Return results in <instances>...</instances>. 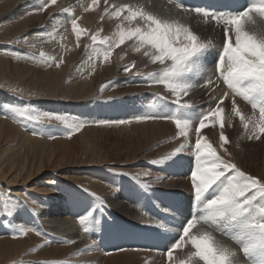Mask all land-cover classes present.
Instances as JSON below:
<instances>
[{
    "label": "bare ground",
    "instance_id": "bare-ground-1",
    "mask_svg": "<svg viewBox=\"0 0 264 264\" xmlns=\"http://www.w3.org/2000/svg\"><path fill=\"white\" fill-rule=\"evenodd\" d=\"M2 1L9 3L8 9L16 6L18 18L29 16L34 19L31 21L32 25L41 27L43 23L49 22L50 30L53 31L51 39L62 37L63 46H70L69 48L76 47V40L73 38L80 35V25L75 18L67 16L68 8H75L74 12L83 10L89 14L96 13V16L107 21L110 18L115 22L122 20V23L127 24L129 29L124 32L123 38L121 37L122 41L129 39L125 45L128 47L131 43V49L136 43V50L134 48L133 52L129 51L124 45L127 51L118 54L120 49L113 51L115 44L108 46L93 42V47L87 51L81 49L80 57L89 51L104 54L111 50L110 56L99 59L91 57L87 61L91 67H96L95 72L89 74V78L104 85L114 83L112 88L115 87L113 95L116 97V103L114 107L112 106L115 109L112 118L121 120L113 122L112 126L116 131H121L119 138H125V134H129L126 139L136 147L134 154L148 148L142 143L146 140L140 143L131 141L135 129L139 127L160 128L163 132L160 133V141L168 136L173 146L168 151L164 149L166 153L160 154L161 151L157 149L159 152L151 153L144 158L146 160L135 159L123 166L110 158L104 143L96 137L100 133L92 128L90 129L92 136L86 135L85 130L83 133L79 132L82 138L79 139L72 134L69 135L70 140L66 141L45 142L23 135L29 145L27 144L28 146L21 152L10 153L6 146L12 142L18 131L13 128L14 126L10 127L3 122L4 120L0 121V194L1 188L4 194L10 193L11 197L16 196H13L14 198L19 196L17 193H28V196L31 194L36 199L40 197L43 199L45 196L52 198L59 193L58 198L62 205L50 203L49 209L42 208L36 221L31 224L26 218H18L15 226L20 229L16 233L20 239L26 233L31 236V240L29 242L16 238L9 240V236L1 237L0 264L12 256L21 254L29 257L26 264H46L44 261L46 258L50 260V257L61 256L67 252L78 257L84 254L83 259H79L82 264H257L258 257L264 255V221L261 222V216H264V198L257 200L255 198L261 196L260 193L264 196V144H260V138L247 134L244 123L253 124L255 133L264 138V127L261 124L264 119L258 114L264 112V83L257 80V73L260 74L262 72L260 69L264 67V14H261V20L245 14L235 27L233 25L218 27L205 22L186 9L178 11L171 8L164 4L163 0H66V5L59 9L49 3L51 0ZM18 23L20 25L18 28L23 29L22 23L20 21ZM107 27L110 28L108 34L123 33L119 29ZM107 27L103 28L105 32ZM139 27L141 30L137 31ZM235 29L237 35H232ZM94 30L97 34L100 27ZM201 36L217 38L211 40ZM219 46L222 47L221 53L225 47L229 48L226 60L235 74H238L237 70H241V75H236L237 77L230 75L229 69L219 64L218 57L216 65L208 71L203 69L202 65L198 68L196 65L197 69L190 72L188 69L194 67L191 61L185 60V66L182 64L183 61H180L182 57L190 56L195 48H203L208 53L209 49L216 47L213 49L216 53ZM147 48L150 50L146 51ZM192 57L196 58L194 55ZM104 61H107L105 66L111 65L107 73L104 72L105 68H102ZM123 63L129 65L125 75L117 70ZM220 66L229 75L231 82L234 80L243 84L244 87L239 94L225 86L222 78H215L212 70ZM186 75L195 77L188 79ZM48 80V85L52 87V79ZM94 83L95 81L73 85L70 88L73 93L71 98H78L75 94L78 90L81 94H87ZM159 86L161 90H158ZM248 89L251 90L253 97L248 94ZM96 102L95 99H89V103L93 105L92 117L97 120L101 117L99 110L102 106ZM6 103V100L0 101L1 108L6 107ZM80 111L76 106L68 115V119L73 118L72 123L77 128H81L80 125L85 122L83 120H87L79 118ZM18 121L21 122L20 119ZM64 133L69 134L68 131ZM155 141L159 143L158 138ZM119 143L120 140L116 146L119 147ZM86 149V159L81 160V152ZM89 149L93 150L92 153ZM128 153L134 156L133 153ZM194 158L196 162L192 164ZM99 166H105L100 170L108 169L113 177L114 173L120 174L124 180L122 182L128 179L131 183L123 185L126 188L123 193L114 195V188L111 192L100 183L105 179L101 177L102 173L95 172ZM90 167L92 169H88ZM186 173H191V177H186ZM113 177L110 176V179L113 180ZM221 177L224 179L219 182V189L214 195L216 206L242 203L245 207L243 212L248 210L245 216L243 212L241 213V206L227 211L228 214L237 213L233 218L234 223L241 222V230L231 231V226L235 227L234 223L225 227L224 234L228 237L230 232L235 233L232 240L219 235L222 229L217 225L207 224L209 231L191 227L189 229L191 236L175 252L168 255L135 251L130 248L117 251L104 248L105 237H114L115 234L126 235L133 230L162 233L163 228L152 218L154 210L165 214V207L160 202L162 193L186 196H191L194 190L205 193L211 184ZM256 177L261 181H257ZM39 179L43 180L38 182L43 191L37 196V192L30 185ZM75 179H80L83 186ZM256 184L261 185L259 190L256 186L251 187ZM23 187H27V190H22ZM86 187L93 188L92 192L104 196L106 200L99 196L86 195L85 191H78ZM110 195L112 196L107 199ZM154 195L157 199L153 197ZM68 196L70 197L67 203H63V197ZM37 203L45 204L39 200ZM99 212L102 215L101 220L98 223L92 222L93 214ZM9 221L12 223L10 219ZM154 222L158 226H155ZM27 229L29 233L26 232ZM42 232L47 239L51 238L52 233V237L55 235L56 239L66 241L69 246L63 249L59 244L58 246L53 244L55 248L44 250L50 257H43L42 252L39 253L41 245H37L43 240L39 237H42ZM0 233L4 234L1 230ZM31 244L35 245V249L28 253L26 251L32 249ZM98 249L107 255L98 252ZM35 251L40 256L35 255Z\"/></svg>",
    "mask_w": 264,
    "mask_h": 264
},
{
    "label": "rangeland",
    "instance_id": "rangeland-1",
    "mask_svg": "<svg viewBox=\"0 0 264 264\" xmlns=\"http://www.w3.org/2000/svg\"><path fill=\"white\" fill-rule=\"evenodd\" d=\"M49 3H51L55 8L59 9L62 6L66 5V0H51V2ZM8 5H9L8 2H3L2 0H0V101L2 102V100H6L7 102L6 107L1 108L0 106V115H1L0 119H2L0 121L4 120L3 122L7 123L10 127L14 126L13 128L17 129L18 131V134L15 135L12 142H10L8 146H6V149L7 150L9 149L10 153L21 152L29 145L28 141L24 140L23 135L28 136L30 138H34V139L39 138L40 139L39 141H45V142L66 141V140H70L68 138H69V135H72V134H75L79 139L82 138V134H79V132L83 133L85 130H86V133H85L86 135L92 136L90 133V129L92 128L97 129L98 132L100 133V134L98 133L100 136L97 135L96 137L98 138L99 141L104 143L103 145L107 149V152L110 158L113 159V161H116L118 164H122L123 166H126L129 162L135 159L143 158V160H146L144 158L148 157L151 153L158 151L157 149L161 151V152L158 151L160 154L165 152L164 149H166V151L171 149L170 147L173 146V142L168 140V136L164 140L160 141L159 139L161 137L160 133H163L160 128L155 129L152 127H147V128L139 127L135 129L131 137V141L140 143L142 142V140H146V142H142V143H144V145L148 147L149 149L145 148L143 151H140V152L136 151V154H134L136 147L133 146L134 144L128 143L126 139L129 134H125L124 136L125 138H119V133L121 131H116V129L113 128L114 126H112L113 122H117L118 120H121L119 118H112L113 117L112 113H114L115 111L113 107L115 106V103H116V97L113 95V90L115 89V87H113L114 89L112 88V85L114 83L110 82L104 85L103 83H97L96 80L89 78V74L92 72H95L96 67H91L87 63V61H89L91 57H96L97 59H99V58H105L108 55L110 56L112 53L111 50H107V52H105L104 54H102L101 52L96 54L95 51H89L87 52L88 54L85 53L83 57H80L81 49L84 48V50L87 51L89 48L93 47V42L95 43L97 42L98 44L101 43L102 45H108V46L115 44L116 46L115 48L113 47V51H116L115 49L117 50L120 49L117 52L118 54H121L122 52L127 51L125 48L127 47L125 45V42H128L129 39L122 41L124 32H126L129 29L127 24L122 23V20L119 22H115L112 18H110V20L107 21V19H102L101 17L96 16V13L89 14L83 10L74 12L75 8H70V9L68 8L67 16L75 18L80 25L79 26L80 35L75 36L73 38L74 40H76V47L69 48L70 46H63L62 37L61 38L57 37L53 40L51 39L52 37L51 34L53 33V31L50 30L49 22L43 23V26L41 25V27H37L35 24L32 25L33 23H31V21L34 19L29 18V16L18 18L16 14V6H13L12 8L8 9ZM45 6H47V3L45 4ZM19 21L22 23L24 27L23 29L18 28V26H20L18 23ZM104 26L106 27L110 26L113 29L114 28L119 29L123 33L115 34V35H112V33L108 34V30L110 28L107 27L106 28L107 30L105 29L106 30L105 32L103 30ZM99 27H100V30H98ZM94 29L98 30L97 34L94 33L95 32ZM140 30H141V27L137 29V31H140ZM232 35H237L236 29L232 31ZM116 36H119L120 39ZM201 37L205 39H211V40L217 38L214 36H201ZM135 44L136 43H134L133 49L135 48L136 50L137 47L135 46ZM128 45H129L127 47L129 48L128 50L133 52V49L130 48L132 44L130 43ZM213 49H209V52L206 53V51L203 48L201 49L195 48L192 51V54L196 56V58L192 57L193 55H191V56H187L184 58L182 57L180 61L181 62L183 61L182 64L184 66L186 65L187 60L191 61V64L194 67H192L193 69L192 68L188 69L190 72L191 71L194 72V70H196L198 67H201V65L203 69H206L208 71L212 69L217 63L216 53H214L215 50ZM148 50H150V48L146 49V51ZM101 64L103 65V63ZM106 64H107V61H104V65L102 67V68H105L104 69L105 73H107L111 69V65L107 67L105 66ZM117 70H119L121 74L125 75V73L128 72L129 70V65L126 63H123L117 68ZM260 71L262 72H260V74L257 73V80L264 83V67L261 68ZM102 72L103 71H101V73ZM237 72H238V75H241V70L240 71L237 70ZM246 76H247V73H246ZM185 77H187L188 79H191V78H194L195 76L192 75V77H190L189 75L188 77V75H186ZM49 78L52 79L51 80L53 83L52 87L48 85ZM94 81L95 83L93 84L91 90L87 94H81L80 91L78 90L75 92L78 98H75V97H74L75 99L71 98L73 97V93L70 91L71 90L70 88L73 87V85L82 84V83H93ZM40 87H41V90H40ZM158 90H161V86H159ZM90 98L95 99L97 101L96 103L97 104L99 103L98 105L102 106V108L99 110L100 111L99 114L101 117L97 118V120L92 117L94 112L92 111L93 105L90 104L91 102L89 103ZM7 104H9L10 106ZM75 105L78 106L79 109L81 110L80 111L81 117L79 116V118L87 119V120H83L87 124L84 122V124L80 125L81 128H77L73 124L74 123L73 118L68 119L69 112L75 109L76 107ZM104 108L106 110L108 109L107 110L108 112ZM6 109H8V111L10 110L11 111L7 112ZM1 110L3 111L5 110L4 111L5 113ZM50 110L52 112H50ZM54 110L56 111V113H59V114H56ZM185 112L187 111L185 110ZM258 114L260 115L262 119H264V112H260ZM19 119L21 120V122L18 121ZM91 119H93L94 121ZM66 121L68 122L66 123ZM121 124L124 125L123 123ZM244 124L246 125L247 134L252 135L256 137L257 139L260 138V144H264V138L259 137L260 134L258 136V134L255 133L254 129L252 128L253 124L250 125V124H247V122H245ZM261 124L264 127V121ZM77 129H79L80 131H78ZM64 131H68L69 134L64 133ZM38 133L40 135H38ZM156 138H158L159 143L155 141ZM119 140L121 141V143H119L120 146L118 147L116 145L118 144ZM163 144L167 146L165 147ZM90 145H94V144L90 143ZM10 148L16 151H12ZM121 148L122 150H120ZM92 151L93 150L89 149L90 153H92ZM128 152L133 153L134 156H130L131 154L128 155L129 154ZM86 154H87V149L81 152L80 159L85 160ZM101 167H105V166H99L97 168V171L95 170V172L102 173L101 177L105 179V181H100V183L103 184V186L105 185L104 187L108 188L111 192L115 190V192H113L114 195L115 194L118 195L121 192L123 193L124 188H125L123 185L127 183L130 184L131 182L128 179L125 182H122L124 180L121 179L120 174L114 173L115 175L113 177L112 173L109 172L108 169L100 170ZM88 169H92V168L90 167ZM110 176L111 178L113 177V180L110 179ZM185 176L191 177V173H186ZM116 178L119 179L121 183L117 181ZM255 179L257 181H261L259 177H256ZM39 181H43V180L39 179L36 182H32L30 185V187L33 188L35 192H37L36 193L37 196H39L40 193H42L43 191V188L38 184ZM75 181L79 183V185L83 186L80 183L81 181L80 179H75ZM243 184H245L244 180H243ZM258 185L257 184L252 185L251 187L256 186L258 187V190H259L261 185L260 184ZM43 186L45 187L44 184ZM86 188H80V190L78 191L79 192L85 191L86 195H89V196L93 195V196L102 197V199L104 198V196L97 194V193L95 194L94 192H92L93 188H87V190ZM25 189L27 190V187H23L22 190H25ZM1 190H2V194H0V204H1L0 205V230L4 234L0 233L1 234L0 239L1 237L9 236V240L16 238V240H28L30 242L31 240L30 235L25 233L22 239H20V236H18L17 233L19 232L20 228L17 229L18 226H15L17 224L16 220L20 217L26 218L28 219V223L31 224L32 222L36 221V218L39 216V213L41 212L42 208L43 210L49 209L50 203L51 205L53 203H56L57 205L62 206L58 198L59 193L57 195H53L52 198L51 196H47V197L45 196L44 197L45 199L44 198L42 199L41 197L36 199L31 194L30 196H28L29 195L28 193L27 194L17 193L19 196L17 198H14L16 196L13 195L14 197L13 196L11 197L10 193L4 194L3 188H1ZM116 191L118 193H116ZM259 195H261L262 197L255 196L256 200L260 198H264L262 193H260ZM111 196L112 195L107 196V199L108 197H111ZM125 196L128 199L126 194ZM69 197L70 196H68L67 198L63 197V203H67L66 201H68ZM75 197L80 198L78 196H75ZM35 199L37 201L39 200L40 202H45L46 205L37 203ZM102 199L99 198V200H102ZM104 200H106V198H104ZM101 205L104 207V204L101 203ZM24 211H25V214H24ZM100 213L101 212L93 214L92 222L95 221L98 223L101 220L100 218L102 215H100ZM9 219L11 220L12 223H10ZM112 219L113 218L111 217L110 220ZM262 220L264 221V216L263 217L261 216V222H263ZM154 225L158 226L156 222H154ZM116 229H119V228L116 227ZM26 232L29 233L28 229ZM50 234H51V238L49 239L52 240L53 243L49 239H47L44 236V233L42 232V237L41 236L39 237L43 238V240H40V243L37 244V245L39 244L41 245L42 249L39 251V253L42 252L41 255L45 258L50 257V256H49V253H44V250L55 248V246H58V244L60 247H63V249H67V246H69V244L67 245L66 241L62 242V240L56 239L54 237L55 235L52 237L53 234L52 233ZM55 241H58V242L55 243ZM53 244H57V245L54 246ZM31 247L32 249L29 251L27 250L26 252L28 253L33 252L35 249V245L31 244ZM34 253L35 255H39L36 253V251ZM34 253H31V254H34ZM24 256L25 255L23 254H21L20 256H16V257L12 256L10 259L6 260L5 263L3 264H26L27 262H29V257H24ZM82 256H85V255L81 254L78 257V255L67 252L61 256L50 257V260L49 259L47 260L46 258V260L44 261L47 262L46 264H76V263H80L79 259H83ZM263 262H264V258H261V260H259L257 264H263Z\"/></svg>",
    "mask_w": 264,
    "mask_h": 264
}]
</instances>
